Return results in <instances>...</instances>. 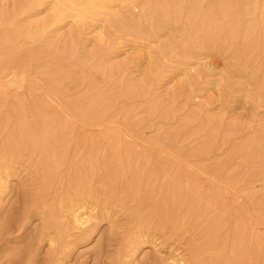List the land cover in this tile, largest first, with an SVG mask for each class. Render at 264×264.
Wrapping results in <instances>:
<instances>
[{
	"label": "bare ground",
	"instance_id": "1",
	"mask_svg": "<svg viewBox=\"0 0 264 264\" xmlns=\"http://www.w3.org/2000/svg\"><path fill=\"white\" fill-rule=\"evenodd\" d=\"M207 50L225 63L204 101ZM243 89L246 120L227 112ZM262 107L264 0H0V199L36 172L25 207L43 210L55 250L117 211L134 225L116 264L151 237L196 254L168 264H264ZM145 124L177 153L134 144ZM54 183L70 212L47 200Z\"/></svg>",
	"mask_w": 264,
	"mask_h": 264
},
{
	"label": "rangeland",
	"instance_id": "2",
	"mask_svg": "<svg viewBox=\"0 0 264 264\" xmlns=\"http://www.w3.org/2000/svg\"><path fill=\"white\" fill-rule=\"evenodd\" d=\"M124 48L122 49L123 51L119 52V54L124 53L120 55V59L127 57L129 54V46H124ZM126 52L128 53L127 55L125 54ZM203 58V62L209 65L207 64L203 73L202 80L208 83L203 85L205 90L201 93V99L208 101L210 95L215 94V81L220 77L218 72H220L221 66H224L225 60L224 56L213 50L205 51ZM143 59L144 57L141 58V64L145 63ZM210 65L211 67H209ZM218 67L220 68L218 69ZM195 68H197V65H195ZM173 76L175 75L173 74L171 77ZM169 79L165 81L163 89L172 88L176 84L177 79ZM245 95L246 89H243L242 92L237 93L233 97L227 109V112H229L228 116L246 120L257 112L254 110L253 105L246 101ZM215 102L216 100H214L210 108L213 112H218L220 108L218 103ZM259 111H261L264 119V107L260 108ZM145 125L144 130L141 132L129 131V139L134 144L143 150L150 149L149 151H156V149L164 146L171 154L177 153L176 149L169 147V142L162 137L156 136V127L154 129V127L149 128V125ZM89 129L91 128L88 127L87 130ZM161 139L163 140L161 141ZM19 171L16 172L18 175L15 173L11 178L12 183L10 184L9 193L5 195L4 200L0 199V264H116L115 260L120 250L124 248L122 244L128 240L125 234L130 232L134 225L127 218L126 213L114 211L111 215L104 216L99 224L80 240L72 241L66 235L67 237L65 236L64 239L68 242L55 250L51 246L50 238L56 232L53 227L47 225L43 210L35 209L32 213H29L25 207L26 201H28L30 195L36 191L39 185L38 175L36 172L29 173L28 170ZM241 179L240 183L244 182L242 185H245L250 181V176L248 173H243ZM255 185V190L264 193V182L258 181ZM238 186L233 189L234 194L229 195V200L231 198L230 202H234L237 199L236 205L242 206L245 203H249V199L246 197L247 193L241 190L240 186L239 189ZM57 187L58 185L54 183L53 189L50 190L51 196L49 195L47 200L53 201L58 208L64 207L63 212L68 213L72 205L65 200L64 196L56 193ZM88 209L91 208L88 207ZM87 211L89 215L90 212L89 210ZM95 212L96 210H93V213ZM258 227V231L264 233V225L259 224ZM52 233L55 234L52 235ZM165 241L164 238L151 237L142 244L143 246L136 255L131 252V246L127 247L128 251L125 253L121 264H168V259L180 258L183 254L184 258L193 259L195 253L190 252L188 245L173 243V239Z\"/></svg>",
	"mask_w": 264,
	"mask_h": 264
}]
</instances>
